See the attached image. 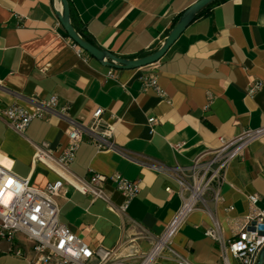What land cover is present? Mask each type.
<instances>
[{
	"label": "crops",
	"instance_id": "obj_1",
	"mask_svg": "<svg viewBox=\"0 0 264 264\" xmlns=\"http://www.w3.org/2000/svg\"><path fill=\"white\" fill-rule=\"evenodd\" d=\"M196 1L67 0L74 28L123 58L156 49ZM60 9L59 0H0V111L11 104L31 111L33 99L52 96L56 110L68 106V116L82 122L103 109L120 150L98 151L84 139L68 171L84 180L117 173L137 182L139 191L120 211L123 195L112 182L104 185L106 199L64 182L56 198L58 219L91 246L116 248L128 264H137L181 207L175 178L149 164L186 166L199 155L209 157L220 136L264 127V0H216L158 61L134 69L112 68L79 53L56 16ZM149 74L156 75L163 95L142 88ZM256 82L259 87L248 94ZM149 117L156 118L151 132ZM66 130L55 114L33 119L22 132L0 117V162L33 185L54 181L56 172L31 161L43 143L56 155L66 144ZM223 175L218 199L207 193L206 207L188 212L171 236L170 246L192 264L220 263L217 243L204 234L211 216L228 239L251 214L250 194L264 208V138L233 158ZM153 262L178 264L168 254ZM0 264L24 261L4 252Z\"/></svg>",
	"mask_w": 264,
	"mask_h": 264
},
{
	"label": "built area",
	"instance_id": "obj_2",
	"mask_svg": "<svg viewBox=\"0 0 264 264\" xmlns=\"http://www.w3.org/2000/svg\"><path fill=\"white\" fill-rule=\"evenodd\" d=\"M74 45L79 53L83 52ZM259 85L256 82L250 86L248 94H253ZM142 88H153L163 95L155 74L142 77ZM56 101L55 96L46 101L33 99L31 111L19 104L7 105L0 111V117L17 132L24 131L33 119H45L51 114L67 123L65 146L55 155L49 145L43 143L36 147L31 161V164L40 163L56 172L59 176L56 180L36 186L29 177H19L11 170V166L0 162V254L8 252L22 259L24 264H128L125 258L116 254V248L101 245L93 247L58 219L56 198L63 193L64 182L83 194L104 199V185L112 182L114 188L123 195V202L118 207L120 211H124L128 202L138 193L139 184L117 173L110 176L93 173L88 180L71 175L68 166L84 139L98 151H119L120 148L114 142V126L104 123L102 108H96L90 119L82 122L68 116V106L56 110ZM147 123L151 132L156 118L149 117ZM260 138H264V127L246 129L237 136H220V145L210 152L209 157L199 155L189 165L169 168L161 164H149V167L175 178L181 207L163 233L155 239L150 250L140 256L141 260L137 264H151L163 254H168L178 264H192L170 246L171 236L188 212L206 207L207 193H211L214 200L218 199L224 170L229 162L241 156L253 140ZM173 146L178 148L180 144ZM166 190L169 191V188ZM248 202L251 214L231 238L222 236L218 222L211 216V225L204 234L217 243L218 264H231L230 257L236 264H254L259 250L264 246V208L257 207V194H250Z\"/></svg>",
	"mask_w": 264,
	"mask_h": 264
},
{
	"label": "water",
	"instance_id": "obj_3",
	"mask_svg": "<svg viewBox=\"0 0 264 264\" xmlns=\"http://www.w3.org/2000/svg\"><path fill=\"white\" fill-rule=\"evenodd\" d=\"M61 9L56 12V16L66 32L67 36L88 55L95 58L102 65H106L116 69H134L147 66L158 61L168 47L177 39L191 21L195 19L197 14L207 5L216 0H197L187 7L178 17L171 29L164 37L161 44L149 53L136 58H123L116 56L111 52L101 49L92 44L74 28L70 21V12L67 0H59ZM254 264H264V246L259 250Z\"/></svg>",
	"mask_w": 264,
	"mask_h": 264
},
{
	"label": "trees",
	"instance_id": "obj_4",
	"mask_svg": "<svg viewBox=\"0 0 264 264\" xmlns=\"http://www.w3.org/2000/svg\"><path fill=\"white\" fill-rule=\"evenodd\" d=\"M213 4H214V2L213 3H211V4H209V5H207L204 9H202L198 14H197V16H199V15H201L205 10H207V9H209L211 6H213ZM76 29V28H75ZM78 32H79V34L82 36V37H84L86 40H88L89 42H91L92 44H94L93 43V41L88 37V35L83 31V30H81V29H76ZM95 45V44H94ZM84 52V51H83Z\"/></svg>",
	"mask_w": 264,
	"mask_h": 264
},
{
	"label": "rangeland",
	"instance_id": "obj_5",
	"mask_svg": "<svg viewBox=\"0 0 264 264\" xmlns=\"http://www.w3.org/2000/svg\"><path fill=\"white\" fill-rule=\"evenodd\" d=\"M156 262V261H155ZM155 262L151 263V264H154Z\"/></svg>",
	"mask_w": 264,
	"mask_h": 264
}]
</instances>
